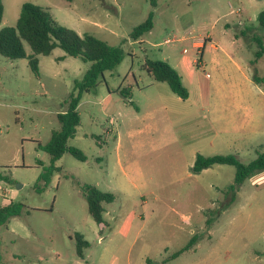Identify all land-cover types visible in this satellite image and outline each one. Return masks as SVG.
<instances>
[{
  "label": "rangeland",
  "instance_id": "obj_1",
  "mask_svg": "<svg viewBox=\"0 0 264 264\" xmlns=\"http://www.w3.org/2000/svg\"><path fill=\"white\" fill-rule=\"evenodd\" d=\"M26 2L80 35L120 46L124 59L81 97V124L68 145L87 160L64 154L46 187L37 180L51 157L38 143L60 129L57 115L91 64L58 48L37 57V78L28 58L0 55V172L12 181L0 182V209L25 206L0 225V264H264V173L233 195V166L192 172L198 154L248 164L264 152V84L252 81L254 68L264 77V54L256 56L264 0H156L155 8L151 0H4L0 30L16 26ZM151 11L153 30L132 41ZM147 59L175 68L189 98L156 82L143 68ZM237 101L249 114H231ZM232 121L258 130L230 134ZM84 185L115 195L104 204L105 225L90 216ZM76 233L90 243L85 259Z\"/></svg>",
  "mask_w": 264,
  "mask_h": 264
},
{
  "label": "trees",
  "instance_id": "obj_2",
  "mask_svg": "<svg viewBox=\"0 0 264 264\" xmlns=\"http://www.w3.org/2000/svg\"><path fill=\"white\" fill-rule=\"evenodd\" d=\"M73 2V0H68ZM152 7H156V0H151ZM4 0H0V25L4 18ZM155 12L151 11L145 21L134 27L129 37L132 41H139L142 37L149 34L154 28ZM258 22L264 29V11L258 16ZM259 44L261 43L258 40ZM27 44L33 55L29 56L25 50ZM61 49L67 56L90 63L83 79L75 81L73 92L70 95L68 110L57 115L60 129L52 132L50 140L46 144L38 143L37 148L48 153L51 157V165L45 168L38 177L37 183L42 182L46 187L54 171H61L55 166L64 154L69 153L79 161H86L87 157L80 149L68 145L77 128L81 124L78 106L84 93L95 89L100 80H104L107 71L114 70L124 59V52L120 46H112L98 39L91 34L80 35L76 31L59 24L50 12L34 3L26 2L21 7V13L15 27H5L0 30V55L8 59H29V65L34 75L40 77L38 56H49L55 49ZM264 54V47L256 56ZM144 70L149 73L156 82L168 84L171 91L182 100L189 98V91L183 84L180 73L163 61L147 59L143 65ZM252 81L257 85L264 84V77L259 76L257 70ZM136 109H138L135 106ZM215 165H230L236 169L233 184L229 185V193L236 195L244 182L248 179L264 173V152L258 153L257 157L248 164L242 163L235 155H213L204 156L198 154L192 167L194 174H200ZM0 182L11 183L7 175L0 172ZM35 187H38L37 185ZM84 195L88 212L98 225H105L104 204L115 201V195L104 192L94 185H84L80 187ZM25 206L22 203L10 202L7 206L0 209V225L7 223L10 219L19 217L23 214ZM25 213H29L26 211ZM76 252L80 259H85V250L90 247V243L81 233L75 234ZM197 237H192L189 242L180 250L175 252L172 257L177 258L182 253L190 250L196 243Z\"/></svg>",
  "mask_w": 264,
  "mask_h": 264
},
{
  "label": "crops",
  "instance_id": "obj_3",
  "mask_svg": "<svg viewBox=\"0 0 264 264\" xmlns=\"http://www.w3.org/2000/svg\"><path fill=\"white\" fill-rule=\"evenodd\" d=\"M235 65H236L237 69H240L241 71L243 70V67L241 65H239V64H235ZM230 109H231V114H243V115L249 114V107L247 106L246 103H243V101L233 102L230 106ZM216 124H217V120L214 122V125L212 126L213 127V133L215 136H218L222 132H220L219 130H216V128H217ZM230 124L232 125V126L230 125L231 128H229L230 134L240 133V132H244L246 130L251 131V132H255L258 130L254 124H252L251 126L244 125L243 127L242 126H236V123H234L233 121ZM233 125H235V126H233Z\"/></svg>",
  "mask_w": 264,
  "mask_h": 264
},
{
  "label": "built area",
  "instance_id": "obj_4",
  "mask_svg": "<svg viewBox=\"0 0 264 264\" xmlns=\"http://www.w3.org/2000/svg\"><path fill=\"white\" fill-rule=\"evenodd\" d=\"M172 42H174V40H172V39H167L164 43L166 44V45H168V44H171ZM210 75L209 74H206V77H209Z\"/></svg>",
  "mask_w": 264,
  "mask_h": 264
}]
</instances>
